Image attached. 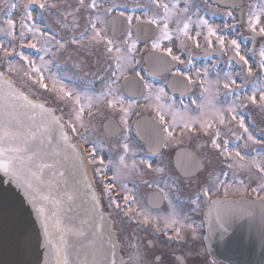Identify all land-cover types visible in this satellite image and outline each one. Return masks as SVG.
<instances>
[{
	"label": "flooded vegetation",
	"instance_id": "obj_1",
	"mask_svg": "<svg viewBox=\"0 0 264 264\" xmlns=\"http://www.w3.org/2000/svg\"><path fill=\"white\" fill-rule=\"evenodd\" d=\"M89 1L0 0L2 72L29 97L42 99L48 94L56 111L81 101L82 135L72 139L84 146L86 175L99 209L109 219L122 264H227L216 257L227 248L226 229L215 219L219 211L214 207L217 238L211 253L202 239V218L215 197L260 198L249 194L244 177L248 174L249 130L251 134L261 132L264 143V115L260 109L257 123L249 122L248 127L245 99L236 100L234 110L222 113L225 116L213 114L216 109L224 110L220 92L213 95L219 103L212 97L213 104L201 102V83L206 78L202 73L222 67L228 62L226 55L238 54L240 49L229 46L232 32L203 44L188 32L203 29L201 23L190 26L193 16L202 22L208 14L220 13L227 20L232 11L207 0H92V6ZM170 3L173 17L165 22L168 31L161 32L163 10ZM251 32H242L245 43ZM251 40L257 49L264 43V34H254ZM153 42L160 51L154 50ZM136 45L138 51L132 53ZM23 47L39 52L31 59L23 55ZM202 47L222 52L210 56ZM164 50H171V56ZM146 52L163 53L172 69L151 75L143 61ZM121 63L126 67L119 71ZM15 64L20 66L13 68ZM129 76H134L130 86L140 89L124 90L123 80ZM176 76L169 90L168 81ZM154 79L162 89L151 90ZM184 87L186 91H181ZM65 92L75 95V100L71 102ZM141 117L144 123L137 124ZM153 120L160 134L153 131ZM113 130L118 131L110 133ZM216 139L228 147L216 149ZM183 147L194 154L179 152ZM98 154L113 158L117 178L103 167ZM70 255L71 264L98 260L87 250Z\"/></svg>",
	"mask_w": 264,
	"mask_h": 264
},
{
	"label": "water",
	"instance_id": "obj_2",
	"mask_svg": "<svg viewBox=\"0 0 264 264\" xmlns=\"http://www.w3.org/2000/svg\"><path fill=\"white\" fill-rule=\"evenodd\" d=\"M210 1L233 7L245 0ZM243 12L241 7L239 19ZM217 202L239 211L227 239L231 251L245 244L249 257L243 260L264 264V205L243 199ZM211 219L208 212L207 246ZM86 242L97 249L100 264H120L108 221L97 209L56 116L18 95L0 75V264H56L54 246L58 253H69L72 246ZM229 260L239 263L242 258Z\"/></svg>",
	"mask_w": 264,
	"mask_h": 264
},
{
	"label": "rangeland",
	"instance_id": "obj_3",
	"mask_svg": "<svg viewBox=\"0 0 264 264\" xmlns=\"http://www.w3.org/2000/svg\"><path fill=\"white\" fill-rule=\"evenodd\" d=\"M247 14L248 17L246 19V24L245 26L243 25V27L245 28H249L252 27L251 24H254L255 26L258 27V29H263L264 30V0H255L252 1L250 3H248L247 5ZM165 12H163V25H161L160 27V31H168V28L166 26V23L168 20H170L173 16L170 14V11H172V3H170V5H166L165 6V10H163ZM228 17L233 18V13L230 12L227 14ZM159 16V15H158ZM160 17V16H159ZM194 20L193 22H191L190 26H193L196 24V26H200V23L202 24V26H206L207 23L205 22H199V20L197 18H195V16L192 17ZM166 22V23H165ZM198 22V23H197ZM219 24L220 22H215V23H211L209 27L203 29V31H198V28H196L195 30H190L188 32L189 36H195L197 35L200 39L201 43H204L205 41L208 42L209 40H214L216 41V38H218V29H219ZM188 25V24H187ZM256 27V28H257ZM260 27V28H259ZM254 28V27H253ZM159 30V28H158ZM170 31V30H169ZM0 43L2 44V41L0 40ZM253 42H251V44L249 45L248 48V53L253 55V59L250 62L251 65L253 66V69L255 71L253 76L250 77H246V81L248 83V87L247 89H245L246 93H243L242 97L243 98H247L250 96H255L257 99V103L253 104L250 102L249 100V107H248V112L250 113V117H252L255 121L258 119V112H260V109L262 111V115H264V103H260L259 99H260V93H264V68L261 67L262 64H264V56L261 55V53L254 52L251 49V45ZM0 44V46H1ZM154 42L151 44L153 46ZM231 45L229 43V46L231 47ZM138 45L133 46L132 49V53H135V51H138ZM184 48L189 47L188 45H183ZM137 48V49H136ZM191 48V47H189ZM238 48H240V46H238ZM264 52V50H263ZM255 60V61H254ZM40 63V62H39ZM20 66L18 64H15L13 66L17 67ZM126 67V65L124 64H119L118 65V70L122 71L124 68ZM20 73V72H19ZM202 75H205L207 78L204 82V88H203V94L202 96V101H209L212 97V99L216 102L219 103L218 99L215 97H213L215 91L220 90L218 87H222L223 83H229L232 84L236 78L238 79L237 81H240L242 78H244V73L242 72V68H234V67H226V68H221L218 69L216 72L214 73H207L204 72L202 73ZM49 76V75H48ZM206 83V84H205ZM48 84L50 85V82H48ZM161 87V86H160ZM152 88L151 90H160L162 89V87L160 88ZM218 88V89H217ZM47 98H50V96L48 94H46ZM75 95L69 94L68 97H71V102L74 101L75 99L73 98ZM211 101V100H210ZM213 104V101H211ZM209 103H207L208 105ZM219 104H223L220 107H223L224 110H215L213 114H215V116H222V113L224 111H228V110H234L235 106H232L230 104L227 103H219ZM63 116L70 121V123L74 126H78L81 123V119L80 116L83 112V108H81V101L78 100L75 104L72 105H68L65 107V110L60 111ZM185 111H180L179 114H183ZM184 115V114H183ZM217 142V141H216ZM98 146V150L100 149V144L97 143L96 144ZM250 150V147H249ZM251 151V150H250ZM252 152V151H251ZM101 157V161L103 162V167L107 170H109L113 176L115 178H117V173H116V169H115V162L113 160V158H109L107 156H104L103 154H98ZM98 158V156H97ZM245 164H247L249 169H252L253 171H255V175L254 178L256 180H258V184L257 186H255V188H251L250 187V191L255 190V192L257 194H259L260 198H262V200L264 201V188L261 187V185H264V156L263 155H258V153H249V155L247 156L246 160H245Z\"/></svg>",
	"mask_w": 264,
	"mask_h": 264
},
{
	"label": "snow or ice",
	"instance_id": "obj_4",
	"mask_svg": "<svg viewBox=\"0 0 264 264\" xmlns=\"http://www.w3.org/2000/svg\"><path fill=\"white\" fill-rule=\"evenodd\" d=\"M153 48H154V50H156V51H160V50H161V49H160V46H159L158 44H156V43L153 44ZM164 51H165V53H166L167 55L171 56V50H164ZM261 55L264 56V52H262ZM173 59H175V57H173ZM246 62H247V61H246ZM261 67L264 68V64H262ZM137 75H139V73H137ZM186 78H187V77H186ZM189 79H190V78H189ZM227 86H228V85L225 84V87H227ZM64 95L67 96L68 93L65 92ZM248 99H249L250 102L253 103V104H256V103L258 102L255 96H250V97H248ZM259 102H260V103H264V93H260V99H259ZM109 106H110V107L112 106V102H109ZM123 110H124V111H127L126 109H123ZM230 111H231V109H230ZM160 119H161V121H163V119H164L163 116H161ZM241 127H243V124H241ZM166 131H167V130H166ZM168 136L171 137V136H172V133H171V132H168ZM213 147L219 149V148H220V145L214 140V141H213ZM237 155H239V153H237ZM145 163L147 164V166H148L149 168L151 167V164H150V163H148V162H145ZM261 187L264 188V185H261ZM253 191H255V190H253ZM226 195H227V193H226ZM39 211L41 212V214L43 213V209H42V208L39 209ZM165 223H166V226H168V227L171 226V222L166 221ZM45 233H46V235H47V224L45 225Z\"/></svg>",
	"mask_w": 264,
	"mask_h": 264
}]
</instances>
